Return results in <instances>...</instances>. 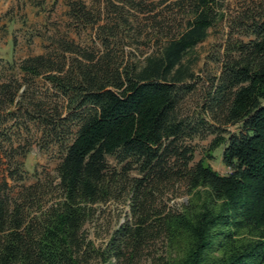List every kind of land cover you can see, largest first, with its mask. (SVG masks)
<instances>
[{
    "label": "trees",
    "instance_id": "16d2710c",
    "mask_svg": "<svg viewBox=\"0 0 264 264\" xmlns=\"http://www.w3.org/2000/svg\"><path fill=\"white\" fill-rule=\"evenodd\" d=\"M225 1L176 0L159 10L161 0L146 10L144 0H103L95 14L68 1L73 21L98 26L103 50L56 40L47 54L13 65L23 76L0 83V167L26 157L12 144L22 125L37 129L41 151L58 148L60 162L56 177L33 183L25 162L0 172V264L94 256L134 264L160 241L148 264H264V0L231 23L244 38L228 36L214 77L199 86L188 59L225 20ZM147 14V26L135 28ZM145 30L157 48L135 63L119 44ZM209 136L205 158L221 148L226 175L196 162L195 141ZM182 194L180 209L168 205ZM110 202L128 205L132 220L99 251L85 226Z\"/></svg>",
    "mask_w": 264,
    "mask_h": 264
},
{
    "label": "rangeland",
    "instance_id": "374dc122",
    "mask_svg": "<svg viewBox=\"0 0 264 264\" xmlns=\"http://www.w3.org/2000/svg\"><path fill=\"white\" fill-rule=\"evenodd\" d=\"M68 1L73 0H0V83L8 81L19 73V71L13 68L14 64L18 65L29 57L47 54V52L54 49L52 44L56 40L67 43L74 42L76 47L79 46L87 52L103 50L102 44L96 35L98 26H84L81 23L73 21L67 15L69 10ZM82 1L94 9V14L99 7H103V0ZM144 1H146V10L153 7L151 2L154 5H159V2H161V0ZM165 1L166 4L160 7L159 10L176 0ZM262 2L263 0L225 1L223 9L221 8V12L225 14V20L213 27L207 40L198 45L188 55L196 76L202 79L199 86L219 73L220 66L215 59L223 54L226 40L229 38L228 36L232 34L234 39L244 38L242 28L233 27L231 23L239 19L242 14L257 10ZM153 14L151 13V15ZM149 15H141L138 24L137 22L134 23V27L138 29L147 26L145 19ZM145 31V34L140 35L136 33L131 39H126L123 41L124 43L119 44V50L123 48L127 57L132 58V61L135 63L142 62L157 48L155 37L150 35V31ZM19 74L20 77L23 76L21 73ZM35 83L41 89L40 92L46 94L48 87L46 86L45 79L41 77L35 80ZM47 96H51V94H47ZM231 130L235 131L236 128H231ZM40 136L36 128H33L32 132L29 133L22 125L17 135L13 137L12 144L14 149L20 148L19 152L23 153L26 151L27 155L26 157L15 155L14 159L4 158L0 172L2 174L9 173L14 169L13 166H15L12 163L18 160L25 162V168L28 172L26 174L28 183H33L38 176L42 178L46 176L56 177V169L60 162L59 149L51 148L47 152L41 151L37 143H35L36 139H39ZM214 138L215 136H209L205 140L197 139L195 141L197 145L196 162L206 159L215 171L226 175L229 173V169L222 161L221 148L211 152L213 154L212 159L205 158ZM3 147L9 154H14L11 151L9 143H3ZM10 183L15 185V182L12 180ZM188 198V196L182 194L176 199H169L167 203L178 210L184 203L188 202ZM129 210L128 205L117 202H110L97 207L94 218L85 226L88 240L97 250H106L115 230L120 225L132 220L129 216ZM153 245L134 264H148L149 254H154L155 251L161 252L164 248L161 241ZM88 264L109 263L102 257L94 256L89 260Z\"/></svg>",
    "mask_w": 264,
    "mask_h": 264
}]
</instances>
